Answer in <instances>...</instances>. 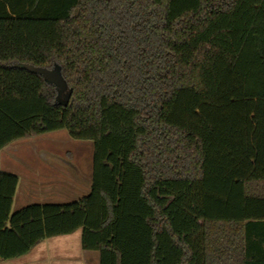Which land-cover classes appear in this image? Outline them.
<instances>
[{
    "label": "trees",
    "instance_id": "obj_1",
    "mask_svg": "<svg viewBox=\"0 0 264 264\" xmlns=\"http://www.w3.org/2000/svg\"><path fill=\"white\" fill-rule=\"evenodd\" d=\"M55 130L89 192L11 212L0 170V260L80 230L98 264H264V0H0V150Z\"/></svg>",
    "mask_w": 264,
    "mask_h": 264
},
{
    "label": "rangeland",
    "instance_id": "obj_2",
    "mask_svg": "<svg viewBox=\"0 0 264 264\" xmlns=\"http://www.w3.org/2000/svg\"><path fill=\"white\" fill-rule=\"evenodd\" d=\"M0 155H2L0 158L3 166L4 160H6V162H11L18 172L26 170V165L30 164V168L26 170L27 174L37 175L42 172L41 175H44V179H66L69 177L71 180L79 178L88 183L85 192L67 191L64 193L65 196L52 193H25L24 196L19 197L21 194L16 191L14 209L28 203H68L78 200L89 191L93 156L91 140L73 139L68 136L65 130H55L16 140L3 147L0 150ZM18 158L21 160L24 158L25 161L18 160ZM22 163L23 165H21ZM60 166L63 168L61 171ZM62 171L64 175H60ZM84 185L86 186V184ZM79 238L80 230L68 235L49 238L32 249L21 261L29 262L28 258H32V256L34 258V252L40 250L42 251L40 264L60 263L56 261H63L61 264H80L83 250L80 248ZM88 255L95 256L96 259L98 253L90 251Z\"/></svg>",
    "mask_w": 264,
    "mask_h": 264
},
{
    "label": "crops",
    "instance_id": "obj_3",
    "mask_svg": "<svg viewBox=\"0 0 264 264\" xmlns=\"http://www.w3.org/2000/svg\"><path fill=\"white\" fill-rule=\"evenodd\" d=\"M11 144V143H10ZM8 146V145H7ZM2 156V155H0ZM12 161V159H10ZM18 160H21V158H18ZM1 158H0V170L4 171V172H8V173H12L15 174L18 178V182L16 185V189H15V193L16 191H18L21 195H19V197L24 196L25 193H52V194H59L62 196H65L64 193L69 191V192H85V188L88 187V183H85L83 180L81 179H76L75 180H71L69 179V177H66V179H44V175H41L42 172L40 174L34 175V174H27L26 170L27 168H30V164L26 165V170L24 171H16L15 166L11 163V162H6V160H4V166L1 164ZM17 161V159H16ZM21 161H25V159L23 158ZM15 162V161H14ZM23 165V163L21 164ZM23 167V166H22ZM63 170V168L60 166V171ZM25 172V173H24ZM31 172V170H30ZM60 175H64V172L62 171ZM86 184V186L84 185ZM45 187V188H44ZM19 188V190H18ZM89 192V191H88ZM15 193L13 196V200H12V205H11V212H14L15 210L24 207L26 205H29L31 203L25 204V205H19V207L17 209L13 208V203L15 200ZM64 236V235H62ZM80 236H81V232H80ZM57 237V236H56ZM52 238V237H51ZM49 239V238H48ZM47 239L39 242L38 244H36L34 247H32L26 254L14 258V259H8V260H0V264H40V260L42 259V257L40 256L42 254V251L37 250L34 252V258L32 256V258H28L29 262L27 261H21V259H23V257L27 254L30 253V251L32 249H34L37 245H40L41 243H44V241H46ZM80 240V238H79ZM81 248V246H80ZM82 249V248H81ZM83 250V249H82ZM93 252V251H92ZM83 256L81 259L80 264H98V256H96L97 258L95 259V256H89L88 253H90V251L88 250H83L82 252ZM56 262H60L59 264L63 263V261H56Z\"/></svg>",
    "mask_w": 264,
    "mask_h": 264
},
{
    "label": "water",
    "instance_id": "obj_4",
    "mask_svg": "<svg viewBox=\"0 0 264 264\" xmlns=\"http://www.w3.org/2000/svg\"><path fill=\"white\" fill-rule=\"evenodd\" d=\"M34 70L37 71L38 73L42 74L43 77L47 81L52 82L59 89L63 90L65 88V84L60 77L58 68H54L52 70H47V69H42V68L41 69H34ZM67 99H68V96H66L64 104H66Z\"/></svg>",
    "mask_w": 264,
    "mask_h": 264
}]
</instances>
